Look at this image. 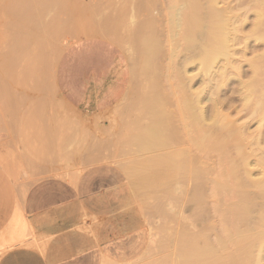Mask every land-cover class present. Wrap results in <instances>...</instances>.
Wrapping results in <instances>:
<instances>
[{
    "label": "rangeland",
    "instance_id": "374dc122",
    "mask_svg": "<svg viewBox=\"0 0 264 264\" xmlns=\"http://www.w3.org/2000/svg\"><path fill=\"white\" fill-rule=\"evenodd\" d=\"M124 1L125 0H0V188L4 186V190L2 192L3 197L0 196V223H3V228L0 232V244H3L0 246V250L5 249L6 247H13L16 244L21 243V241L25 238L34 236L32 231L27 230L26 222L23 218L21 210L23 197L28 188L34 184V182L49 176L64 177L75 175L81 172L86 165L97 162V160H103L116 164L124 171L126 176L127 194L125 202L121 205L122 207L118 209V211L121 213L125 212L126 215H116V219H118L117 221L126 220L125 222H127V228L129 230L141 228L144 235L147 237L145 248L137 258L124 262L110 261L106 264H188L191 258L190 255L192 254V236L196 237V235L200 233L201 235L203 234L202 236H204V234H206L205 236H208L209 233H212V236L209 235L210 237L208 238H212L210 240L213 241L215 236L221 232V228H219L221 227V224H219L221 222H219V218L217 217L218 215L213 213L215 210L212 209L214 204L215 206L218 205L217 200H220V197L218 199L216 197L214 201V198L209 195L210 188H208V186H210V184L206 179L210 178V174H208L209 178L207 177L208 175H206L204 176L205 178L201 177L200 181L195 179V182L192 183V174H189L192 173V155L190 154L195 151L197 152V149L194 147L195 150L193 149L194 151L192 152V135L191 137L188 135L191 141L188 140L187 137L189 131H191L189 133L191 134L192 130L184 127L180 122V119H177L180 118L178 117L179 113L177 114L178 116L175 114V117L177 118L174 117L176 123L174 122L175 126L173 132L175 133L174 138H177L176 136H178L180 139L177 138L172 139L173 141L170 140L165 153H170L171 155L175 154V152L176 154L179 153L180 159L174 157L177 161L174 162L175 160H173L171 162L173 165L175 163L181 166L180 168H183L182 170L179 166L174 165L173 167L171 163L168 166L166 165L167 163H161V165L158 163L154 166L153 163L148 164L144 161V164L142 160H139L145 156L144 153L141 155V148H138L141 152L139 154V150L137 149L138 146H135V144L132 145L127 139L129 135L128 133H130L132 131L131 129L134 127L133 119H136V114L138 113L139 115L138 111L139 109L141 110L139 107L140 104H138L139 101L141 102L142 100L138 99L141 95H148L151 92H155V94L158 93L159 95H157L158 99L161 98L160 101L164 98L168 104L175 101H173L175 98L172 95V90H176L177 83L172 76L174 74V70L176 69L175 65H177V68H180L181 66L179 64H181L183 56L187 53H179V56L176 55L177 57H174L175 59L173 60V55L170 53V50H167L168 47L165 42L156 46H148V48L153 47L155 49L152 51V48L149 50L147 48L146 50V47H144V50L141 46L137 47L135 40L130 42V40L136 39V36H142L140 33L141 30L138 32L137 29H135V26L142 20L144 15L143 10L148 6V9L151 7L150 9L152 12L153 9H156L160 14H165V10L167 8L166 6H168L166 5L167 0H137V2L140 3L136 4L135 2L136 7L132 6L134 1ZM169 1L170 0H168V2ZM232 1L226 0L228 3ZM127 2L129 4L132 2V4L127 5ZM231 4H234V1ZM141 5L147 6L143 7ZM220 5L223 6L222 3H220ZM138 6L139 8H137ZM133 7L135 8V11L137 10L136 13L133 12ZM104 9L106 11H104ZM119 11L121 13H119ZM137 13L143 15H139ZM248 16H250L251 19L249 18V21H251L253 19L252 15L250 14ZM132 17H135V19L133 20ZM119 19L122 20L118 21ZM113 22L116 25H114ZM119 22L120 24H118ZM134 22L136 25H134ZM119 25L122 28L116 27ZM136 27L138 28V26ZM102 28L103 30H109L108 28H111L112 30L115 28L117 29H115V31L109 30L112 31L113 34L108 36L99 33ZM246 28H250V24L248 22L246 24ZM246 28L245 30L247 31L248 29ZM122 30L126 31L122 32ZM94 36L105 37L117 43L125 54L130 70V86L128 91L118 104L101 115L100 124L99 120L97 122V119L95 118H86L84 123H82L79 116L65 106L56 91L54 83L56 65L64 49L72 41ZM117 37L121 40H118ZM127 39L130 40L128 41ZM39 42H42L41 47L38 45ZM37 46L40 48L38 49ZM250 46L255 47V43H250ZM257 46L258 47L253 48L258 49V51L254 50L250 52V49L252 50L251 47L247 50V52L245 51L246 57L244 58H241L239 54L234 56L235 59L241 58L239 63L243 68V71L248 70L246 60L252 58L255 52L260 53L262 51L261 49L263 46ZM239 47H242V45ZM140 49L141 51H139ZM39 50H41V52ZM146 51H148L147 56H151L149 58L147 56L146 57L151 61L153 59L156 60L155 63L154 60L151 62L150 60L148 61V59H145L146 54L143 55V53H146ZM138 52L140 53L138 54ZM170 55L172 56L170 57ZM140 57L147 60L149 65L147 64L146 67L141 65L142 62L140 63L139 61L141 59ZM141 61H143V59H141ZM232 63H235L234 59L232 60ZM30 64L31 66H29ZM187 70L188 73H195V64L190 65ZM201 76H198L191 81L192 85L190 86H193V89H197L198 87L202 88L200 87L202 85L200 78L203 79V76ZM242 77L243 76H241V79L243 80L247 79L246 74L244 75V78ZM165 82L168 83L166 84ZM158 83L159 85H157ZM229 85H232L231 87L236 85V87L239 88L236 81L233 80ZM149 88H152L153 90H150ZM148 91L150 92L148 93ZM227 94L230 95L231 90H229ZM233 105H237L238 108H236L239 110L240 102H236V104L234 103ZM141 111L140 115L143 114L144 116L142 115L143 117H141L139 115L141 118H138L142 123L141 119L144 120L146 117V121L147 116L145 114V109L143 110L144 112L142 111L143 113ZM236 111L232 112V117H235ZM175 113H177V111ZM243 116L244 115L242 113V118ZM249 120L250 117L246 118V116H244L243 119L240 118L239 122L247 121L249 125L247 132H250L249 134L253 133L251 136L254 137L257 135L258 131L256 134L255 131L258 125L255 121L256 119L253 121ZM128 123L131 125L128 126ZM126 131L129 132L127 133ZM177 131H179L178 135H176L178 133ZM262 131L263 137L264 128L261 132ZM184 137L185 139H182ZM181 141L183 142V145L181 144ZM258 142L260 143L259 149H263L261 146H264V138L260 139ZM77 147H84L85 150L87 148H94V150L88 149L89 151H85L86 157L79 165H76V161L74 160L77 155L82 153L81 150L76 149ZM256 148L258 147L255 146L254 150H257ZM208 149L210 150L209 147ZM208 149L204 148V150L208 151V153L205 151L206 155L204 154V158L202 157V152H204L203 149L202 152L198 151L199 153L197 152L194 154H202L200 155L201 159L203 158L202 160L209 162L213 161L220 164L221 162L219 160L223 159L222 153H219L221 155H217L218 152H216L217 154L213 153L214 149H212L213 151L211 150L212 152ZM227 149L229 155L228 153H223V155L227 154L230 157V159L229 157H226L228 159L226 160L228 161L227 164L229 165L230 161L232 162L233 160L234 162L235 150H233L232 147H227ZM230 149H232L231 153L229 152ZM261 149L257 152L259 153ZM183 150L185 152H183ZM222 150L223 152H226L225 149H219L220 152ZM181 153L184 154L182 155ZM185 153L186 156H184ZM258 153H255L254 155L256 156ZM260 153L258 155L262 156ZM194 154L193 156L196 158L198 155ZM236 154L238 157L241 156L240 153ZM140 155L144 156L141 157ZM200 156L197 158H200ZM260 156L254 158L250 157L251 161H255L256 158ZM240 158H238V161L240 162L239 164H241ZM225 159H223V161H225ZM206 161L204 162L206 163ZM249 161L250 159L248 162ZM198 162L200 161L198 160ZM250 162L248 165H253V169H255L256 166L258 171H253L252 167L249 166L248 168H251L250 170L254 172V174L251 171V174L248 172L249 175L253 174V177L251 176L249 179H260L261 177L259 178V175L261 170L259 169V166L261 164L255 165L253 164L255 162ZM219 164H216L217 167H220V171L218 168L217 171L225 172V167H227V165L223 163L219 166ZM261 166L263 167V165ZM167 167L169 168L167 169ZM175 167L178 168L175 169ZM186 167H190V170ZM248 168H246V170ZM236 169L238 170V168ZM184 173H187V175ZM218 173L216 172V174H214L213 172V174L211 173V176L218 175ZM132 174H134V177ZM248 174H241V176L237 174L239 175L237 178L243 180V183L246 179L242 176ZM179 176L182 178H179ZM246 178H248V176H246ZM134 182L137 186L139 184V186L136 187ZM239 182L241 183V181ZM245 182L244 184L246 185ZM193 184L198 185V187L196 185L194 187ZM247 184L248 186L243 185L245 186V188H243L244 190L246 187L252 188L249 186V180ZM204 185H206L207 188ZM193 189H195L196 195H193V193H195ZM207 189L209 190L208 193ZM252 189L245 191L248 192L250 190V192H254L256 190L255 188ZM199 190L201 193L198 192ZM204 191H206L207 196H205L206 193H204ZM245 191H242V193L244 192L243 195H245ZM250 192L249 194H246L249 200H246L245 202V205L248 204V210L250 212L247 211L248 217L245 216L246 221L245 219H243V221L245 223L250 221L247 224L252 226V224L257 221L256 216L259 211V209L257 211V209L254 208H259L263 199H261L260 196H256L255 193L252 194L253 192ZM198 194L199 196L197 197ZM232 194L233 193L231 192V196ZM232 197L224 198L228 200L231 199V201L235 202L237 199H233ZM1 198H3V200ZM234 198H236V196ZM248 201L251 205L254 201L253 205H256V207H251ZM2 203H4V206H2ZM195 206L200 207L202 210ZM243 208L245 207L243 206ZM245 210L247 209H244V211ZM82 217L84 223L93 222L91 216L84 215ZM102 217L109 218L114 217V215H103ZM96 221L97 219L95 222ZM213 222H216V224L213 225ZM218 228L220 229V232H218ZM211 229L213 230L211 231ZM121 230V227L117 228L116 233H119ZM206 231H209V233ZM262 263L264 264V253Z\"/></svg>",
    "mask_w": 264,
    "mask_h": 264
},
{
    "label": "bare ground",
    "instance_id": "6f19581e",
    "mask_svg": "<svg viewBox=\"0 0 264 264\" xmlns=\"http://www.w3.org/2000/svg\"><path fill=\"white\" fill-rule=\"evenodd\" d=\"M133 1L134 3L132 6L134 7H136L135 2L136 4L140 3V2L138 3L137 0H132V2ZM233 1H234V4H231ZM233 1L228 3L226 2V0H170L169 2L167 0L168 4L166 2V5L168 6H166L167 8L165 10L166 12L165 14H160L159 11H157L156 9L155 10L153 9V12H152L150 9L151 7L148 9L147 5H146L147 7L145 5H141L143 7L144 6L146 7L143 10L144 15L139 14L140 12L137 14L143 15V18L141 21L139 20L140 22L137 25L134 22V25L138 26L139 29L135 26V29H137L138 32L141 30L140 33L142 34V36L140 35L139 37L136 36V39H133V40L129 39L130 42L135 40L137 47H140V46L141 48L146 47V50L148 46L149 47L153 45L156 46L162 42H165L166 46L168 47L167 50H170V53L173 55L172 57L173 60L175 59L174 57H177L176 55H178L179 53L180 54L182 52L187 53L185 56H183L182 60L180 58L181 64L179 65L181 67L179 66L180 68H177V65H175L176 71L173 69L174 74L172 77L173 79L176 80V83H177V84L175 83L177 85L176 90H175L176 92L172 90V95L175 98L173 99V101L175 100L173 103H169V104L166 103V101L164 100L165 98L162 99V101L164 100L165 103L164 101L163 102L160 101L161 98L158 99L157 97L158 93L155 94V92L153 93L151 92L148 95L147 94H144L143 96L141 95L142 98L141 97L138 98V99H142L141 102L139 101L138 103L140 104V106L139 105L138 106L141 108V110L145 109L147 120L145 121L146 119L145 117L144 120L141 119L142 123L140 122L139 118L143 117L144 115L143 114L140 115L141 110L139 109L138 112L141 117H139L138 113L137 114L135 113L137 116H136V119H133L134 127L133 128L131 127L132 131L130 133H128L130 131L129 129H128L129 131H126V132L129 134L127 137L129 142L132 145L134 144L135 146L137 145L138 146L137 149L141 148L142 153L140 152V149H138L139 151L137 150L139 154L141 153L142 155L144 153L145 155V156L143 155L144 157L140 155L143 158L139 160L140 161L142 160L143 163L144 161L145 163H148V164L153 163L154 166L155 164H158V163L159 165H161V163L162 164L167 163L166 165L168 166L170 163L171 165H173L171 161L175 160L174 157L180 159L179 153L176 154L175 152V154L173 155H171L170 153H165V151L167 150V147L169 146L170 140L173 141L172 139L179 138L178 136H176L177 138H174L175 133L173 132L174 126H175L174 124L176 123L175 122L176 120H174V117H175V114L177 115L178 113H179V116L178 115L177 116L180 118H177V117L175 118L180 119V122L182 123L184 127H187L188 129L192 130L191 134H189L191 131H189V133L187 134V137L188 135H190L189 137H191L192 135L191 137L192 141L188 137V140L192 142V147H193L192 152L195 149H197V152L198 151L202 152V149H203L204 152H202L203 154L202 157L204 158V154L206 155L205 153L206 150H204V148L208 149L209 147L210 148V150L208 149L209 151L214 149V151L212 150L213 153L218 152V154L216 153L217 155H221L219 153H222L223 159H225L226 157L227 158L229 157L227 147H232L233 150H235L234 162L231 159L232 162L230 161L229 165L227 164L228 161H226L228 160L227 158L225 159L226 163L225 161H223V159H220L219 161L221 163L219 164L213 161L209 162L206 160H202L203 158L201 159V156H200L202 154H194V153H197L196 151L190 154L192 155L191 157L192 166L190 165L192 167L191 168L192 173H189V174H192V181H193L192 183L195 182V179H198L200 181L201 177H204L210 174V178L208 175L207 177L209 179H206L208 180V183L210 184V186H208V188H210L209 195L212 198H214V201L216 197L217 199L220 197L219 198L220 200H217L218 203L215 202L218 205L215 206L214 204L212 209L215 210L213 213H216L218 215L217 217L219 218V222H221L219 223L221 224L220 225L221 227H219L221 228V232H220V229L218 228L219 229L218 232L220 233L217 234V236H215V239H213V241L210 240L212 238H208L210 237L209 235L212 236V233L210 234L209 231L208 232L206 231L207 233H209V235L207 234L208 236H205L206 234L202 236L203 234L202 235L201 233L198 234L199 232L197 233L198 235H196V237L192 236L193 237L192 238V254L190 253L191 254L190 256L192 259L190 258L188 264H263L262 261H263V253H264V169H263L264 167V146H261L263 147V149L260 148L261 151H259V153L261 152L260 154L262 156L258 155L259 153L257 151L260 150L259 149L260 143L258 141L264 138V136L262 137L263 131L261 132V130H263L264 128V0H233ZM220 3H222L223 6L220 5ZM131 4L128 3L127 5H131ZM134 7H133L134 9L133 12L136 13L137 10L135 11ZM137 8H139V6ZM162 8H163V5H162ZM104 11L106 10L104 9ZM108 12H109V9H108ZM119 13L121 12L119 11ZM250 14L252 15V18H253L251 21H249L251 18L250 16H248ZM132 19L134 20L135 17H132ZM121 20L119 19L118 21H121ZM247 22L250 24L249 29L246 28ZM118 24H120V22ZM116 27L118 28L120 27V25ZM245 28L248 30L246 31ZM108 29L112 30L111 28H108ZM115 29L112 31H115ZM101 30L99 33H102L104 35L109 36L113 34L112 31H109L107 29L103 30L102 28ZM123 31H126V30H122V32ZM119 35H116V36H119ZM117 39L119 40L120 38L117 37ZM252 42L255 43V47H258L257 45H261L263 46V48L261 49L262 51L260 53L255 52L256 54L254 53L252 58L246 60L248 70L243 71V68L241 67L239 62L241 61V58L246 57L245 51L247 52V50H249L250 47L252 48V50L250 49V52L254 50L258 51V49H254L255 48L254 46H253L254 48L250 46V43ZM38 45H40L41 47L42 42H39ZM241 45L242 47H239ZM37 47L38 49L40 48L39 46ZM151 48H148V50L149 49H151V51L155 50L153 47ZM39 51L41 52V50ZM139 51H141V49ZM139 53L140 52H138V54ZM236 54H239L241 58L235 59L234 56ZM143 55H145V59H148L149 57H151L150 55L147 56L148 51H146V53L144 52ZM172 55H170V57ZM140 58H137V59H140ZM141 59H143V61H141ZM141 59L139 60L140 63L142 62L141 65L146 67L150 59H148V61L145 60L144 58H141ZM233 59L235 62L234 64L232 63ZM155 61L156 60H154V63ZM194 64L196 66V72L194 73L192 71L193 73L189 72L190 73L189 74L187 68L190 65H194ZM29 66H31V64ZM245 74L247 75V79L246 80L241 79V76H243L242 78H244ZM201 75L203 76V79L200 78V80L202 81L201 83L202 85L200 87L202 88L198 87L197 89H193V86L192 87L190 86L192 85L191 81H193L196 77L201 76ZM232 78H234L235 80ZM232 80L236 81V84L239 86V88L236 87V85L233 87H231L232 85L231 86L229 85L231 84ZM157 85H159V83ZM149 89L153 90L152 88H149ZM229 90H231L230 95L227 94ZM149 92L150 91H148V93ZM236 102H240L239 110H237L238 108L237 105L236 106L233 105L234 103L236 104ZM176 111L177 113H175ZM235 111H236L235 117H232L231 114L232 112H235ZM242 113L244 116H246V118L250 117L249 121L251 120L253 121L254 119H256L255 121L258 125L257 126L258 130L256 129L255 134L257 131L258 132H257V135H255L254 137L251 136L253 133L249 134L250 132L249 133L247 132L249 129L248 128L249 125L247 122L248 120L240 121L241 123L239 122L240 118L241 119L244 118V116L242 118ZM130 125L131 124H129L128 126ZM177 132L178 133L176 135L179 134V131ZM182 135H179V136H182ZM182 139H185V137ZM182 143L183 142L181 141V144ZM255 146L258 147L256 148L257 150H254ZM219 149L220 150L225 149V151L227 149V151L223 152L222 150L220 152ZM186 150H189V149H186ZM231 150L232 149L229 150L230 153H231ZM183 152L185 151L183 150ZM206 152L208 153V151ZM254 152L258 154H256L255 156ZM223 153H228V155L224 154L226 155L224 156ZM236 153H240L241 158L238 157ZM193 154L200 156V158H197L198 156L195 158ZM184 156H186V153ZM257 156H260V157L256 158L255 161L254 160L251 161L250 157L254 158ZM218 158H221V157H218ZM238 158H240L241 164H239L240 162L238 161L239 160ZM249 159L251 161V162L249 161L250 163L255 162L253 164L263 165V167L261 165L260 166L258 165L260 167L258 168L261 170V173H262L261 174L259 172L260 173L259 178L261 177L260 179H255V178H254L255 180L249 179L254 174V172L250 170L251 168H248L249 166L252 167L253 171H256V170L258 171L255 165H254L255 169H253L254 168L253 165H248ZM198 160L200 162H198ZM176 161L177 160H175L174 162ZM204 161H206V163ZM215 163L219 164V166L222 165L223 163L227 165V167H225L226 173L224 171L219 172L220 167H217ZM174 165L179 166L175 163ZM180 167L181 166H179V168ZM243 167L245 168V170ZM168 168L169 167H167V169ZM176 168L178 167H175V169ZM217 168L219 169V171H217L218 170ZM236 168H238V170ZM246 168L248 169L246 170ZM261 168L263 169V171ZM221 169L224 170L223 168ZM215 171L217 173L219 172L218 175L211 176V173L213 174V172L214 174H216ZM250 171L253 173L252 175H249L251 174ZM240 173L248 174V175L242 176L246 179V180L244 179L246 181V182L244 181L246 185L244 184V182L242 183L243 180L237 178L239 175L241 176ZM184 174L187 175V173H184ZM132 175L134 177V174ZM246 176H248V178H246ZM179 178H182V177L179 176ZM247 179L249 180V183H250L249 186L252 188H255L257 191L255 189H254L255 190L254 192L252 191L253 193L250 192V190L248 192L245 191L248 189H252L249 187L248 188L246 187L245 190L243 189L245 188V186H248ZM237 180L241 181V183ZM134 184L136 183L134 182ZM198 185L196 186L198 187ZM138 186L136 184V187ZM204 186L206 187V185ZM193 190L195 191V189ZM209 190L207 191V193L209 192ZM206 191H204V193H206ZM242 191H245V195L247 193L249 194V192L252 194L255 193L256 196L258 197L260 196L261 199H263L261 202L262 204H260L261 206L259 208H254L256 207V205L255 206L253 205L254 201L252 205L248 201L251 207L254 206L253 208L257 209V211L259 209L258 212L256 211L258 214V215L256 214L257 221L254 224L250 223L252 224V226L247 224L250 221H248L247 223L243 221V219H245L246 221L245 216L248 217L247 211H249L248 210L249 207L247 203H246L247 205H245V202L246 200H249V198L246 195L247 197L246 199L245 195H243L244 192L242 193ZM198 192L201 193L200 190ZM231 192L234 195L236 194L235 195L236 198H234L235 196L233 194H232L233 197L231 196ZM207 193L205 196H207ZM194 194L196 195V191L195 193H193V195ZM198 196L199 194L197 195V197ZM229 196L237 200L234 202V201H231V199L228 200L224 198V197L230 198ZM221 197L224 199V201ZM243 206L245 208H243ZM197 208H200V207H197ZM244 209H247V210L244 211ZM214 224H216V222L215 223L213 222V225ZM212 230L213 229H211V231ZM103 264H106V263H103Z\"/></svg>",
    "mask_w": 264,
    "mask_h": 264
},
{
    "label": "crops",
    "instance_id": "0c3cea01",
    "mask_svg": "<svg viewBox=\"0 0 264 264\" xmlns=\"http://www.w3.org/2000/svg\"><path fill=\"white\" fill-rule=\"evenodd\" d=\"M54 83L65 106L82 123L95 118L100 124L101 115L128 91L130 70L117 43L101 36L81 38L60 55ZM76 149L82 152L74 159L79 165L89 148ZM3 190L4 186L1 197ZM126 194L124 171L103 160L89 163L75 175L37 180L21 206L27 230L34 236L0 250V264H103L137 258L147 237L141 228L129 230L126 220L116 219L126 215L118 211ZM84 215L93 222L84 223ZM119 227L122 230L116 233ZM2 228L0 223V232Z\"/></svg>",
    "mask_w": 264,
    "mask_h": 264
}]
</instances>
